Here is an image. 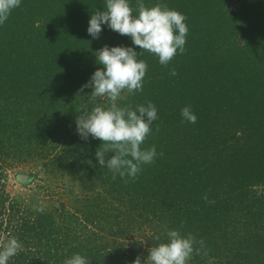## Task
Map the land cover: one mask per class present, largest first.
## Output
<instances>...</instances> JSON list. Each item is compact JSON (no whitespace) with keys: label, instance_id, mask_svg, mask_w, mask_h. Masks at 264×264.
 <instances>
[{"label":"trees","instance_id":"16d2710c","mask_svg":"<svg viewBox=\"0 0 264 264\" xmlns=\"http://www.w3.org/2000/svg\"><path fill=\"white\" fill-rule=\"evenodd\" d=\"M129 2L136 15L137 0ZM143 2L167 4L187 17L189 29L184 53L167 67L147 51L139 55L148 64L143 91H125L117 101L134 110L149 101L157 107L158 119L141 146H156L155 162L143 165L135 180L125 177L128 183L117 174L109 202L100 193H88L92 196L84 200L76 197L80 206L73 209L62 201L36 208L13 196L8 160L23 153L10 138H26L14 131L31 126L36 145L44 144L61 124L60 113L76 122L97 104L108 105L104 97L95 103L86 97L89 88L80 91L103 67L96 52L105 45L141 49L107 25L98 39L89 35L91 15L106 10V0H40L36 6L33 1L14 9L0 25V243L16 237L23 245L8 264H64L77 253L89 264H134L138 256L146 260L151 247L167 242L168 230L204 241L200 255L188 264H264V0ZM233 29L243 31V47L234 48L225 35ZM188 105L196 123L183 120L181 111ZM35 118L40 121L33 126ZM89 137H73L72 157L60 170L72 178L86 172L81 186L93 192L110 170L96 157L102 141ZM81 149L89 153L83 157ZM137 209L153 233L145 245L132 241L121 226ZM105 219L113 227L100 232L110 239L93 228Z\"/></svg>","mask_w":264,"mask_h":264},{"label":"clouds","instance_id":"9594fccd","mask_svg":"<svg viewBox=\"0 0 264 264\" xmlns=\"http://www.w3.org/2000/svg\"><path fill=\"white\" fill-rule=\"evenodd\" d=\"M21 0H0V25L4 24L11 12L20 7ZM129 0H106V10H97L91 15L88 33L98 39L103 31V25L122 36L131 38L133 47H109L105 45L96 52L97 61L103 67L95 71L90 81L81 88H92L91 101L98 97H106L108 105L97 104L90 112L77 116V132L87 141L89 136L102 141L96 157L100 167H107L113 173L135 180L142 171V166L155 162L156 146L142 149L146 138L152 132V124L158 119L157 107L151 101L147 105H137L135 110L131 105L120 106L117 101L122 93L128 94L143 91V81L148 70V64L139 55L147 51L158 57L159 63L167 67L179 54L185 51L188 26L187 17L158 3L146 6L143 0H137L136 12ZM178 73L171 69V75ZM183 120L196 123L197 116L191 105L181 111ZM158 130V129H157ZM242 135L241 132L236 133ZM111 153L112 155H108ZM163 156V152L159 153ZM128 183V179H124ZM208 201L207 195L203 197ZM43 211V208L37 209ZM183 227V222L181 224ZM167 242L151 247L146 260L137 257L134 264H188L193 255H200L204 245L203 240L188 233L182 235L180 230H168ZM159 239V237H157ZM23 250L22 243L16 237H10L0 243V264H8L10 258ZM64 264H89L88 259L81 254H74L65 260Z\"/></svg>","mask_w":264,"mask_h":264},{"label":"rangeland","instance_id":"374dc122","mask_svg":"<svg viewBox=\"0 0 264 264\" xmlns=\"http://www.w3.org/2000/svg\"><path fill=\"white\" fill-rule=\"evenodd\" d=\"M33 1L35 2L33 6H36L37 1L40 0H27L26 2L28 5L21 1V5H26L28 8L30 5L32 6ZM236 8L237 7L234 5L230 10H234ZM251 23L254 24L255 22ZM243 25L244 24H239V28ZM248 26L251 27V25ZM241 34H243L241 29H233L229 30L225 35L227 38H232L230 43L233 44L235 48L243 47L245 43L243 40L244 35ZM220 37H224V35H221ZM232 69H235V67L233 66ZM16 87L21 90L23 89V86L21 85H16ZM91 92L92 88H89V91L86 93V97L90 98ZM89 98L87 101L85 100L82 104H79V112L84 111L89 102ZM104 98L105 99L102 101H106L105 104H108V99L106 97ZM21 102L24 103L23 100H21ZM60 115L62 122H60V125H58L59 122L56 124L58 126L56 129H53L51 126H47L51 130L53 129L52 132L50 131L53 136L49 138L44 144L37 143L38 146L36 145V142L33 140L34 138L31 137L34 129L31 126L25 130L20 128L14 131L17 134L24 132L27 136L26 138H10L13 148H17V150L21 151L23 155L18 156V154H16L13 160H8L10 164L7 169V184L9 190L12 191L13 196L17 197L19 201L32 204L33 207L36 208L47 206L51 203H56L55 201H62L61 203H64L73 209L76 206H80V204L75 201L76 197H80V199L84 200L87 198V196H92L93 194L99 195L98 193L102 194L103 197H106L108 201V199H110L109 195L112 194L111 190L109 189L111 188L112 182L115 181L113 180V173L111 171L106 172V175L104 176L105 181H101V184L96 183L97 186L95 187L93 193L86 192L81 186V181L85 180L87 177L86 172L81 173L79 177L72 178L60 170V168L63 169L62 167L64 166L63 164L65 162H69L68 158L72 157L71 149L75 146L73 137L77 136L78 139H82L77 132V124L74 119H71L70 117L67 118L65 113H60ZM39 121H37L35 118L31 125L34 126ZM2 134L6 135L4 139H9V134L7 135L4 132ZM81 151L84 153L83 157L89 153H86V151H83V149H81ZM62 156L67 158H64L63 160ZM58 162H62L61 165H59ZM94 181L96 182V179ZM88 193H91L92 195H89ZM140 212L142 213V210L137 209L136 211L132 212L130 216L127 214V223L121 224V226L127 231V235L130 236V238L132 237V241L141 242L145 245L148 238L151 237L153 233L151 230L148 231L150 226L146 221V217H139L141 214ZM110 213L116 214L115 210L113 209L110 211ZM103 217L106 216L101 215V218ZM99 223L95 224L96 226L94 225L93 228L97 229V232L100 233L101 237L106 239L112 238L113 236H108L109 233L100 232L108 231V228L113 227L111 222L109 223L105 219L101 220ZM101 226L105 228L100 230ZM156 228H158V226L155 225V229ZM147 231L150 233L146 234ZM149 242H152V240Z\"/></svg>","mask_w":264,"mask_h":264}]
</instances>
